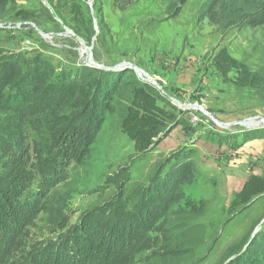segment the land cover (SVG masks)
<instances>
[{
    "label": "rangeland",
    "instance_id": "374dc122",
    "mask_svg": "<svg viewBox=\"0 0 264 264\" xmlns=\"http://www.w3.org/2000/svg\"><path fill=\"white\" fill-rule=\"evenodd\" d=\"M177 2L139 0L120 9L115 0H0V64L12 55L38 56L42 78L49 82L90 63H129L137 69L122 70L124 82L110 99L83 164L54 174V167H65L61 155L48 152L50 138L24 133L30 154L41 157L51 172L31 175L22 197L27 215L8 221L19 229L32 214L35 219L19 229L16 239L27 245L9 264L72 263L73 255L58 262L45 247L67 245L70 229L97 207L112 201L114 210H130L163 163L164 173L185 162L195 166L193 184L184 183L174 203L177 215L188 214L169 221L193 226L195 236L181 241L193 248L171 264H229L236 257L227 254L234 243L264 230V25L220 31L200 18L204 0H187L170 18ZM223 55L219 70L215 63ZM232 63L238 68L224 74ZM9 113L0 108L1 115ZM121 170L131 176L123 192L108 182ZM28 206L42 212L35 217ZM158 234L150 237L163 251L166 239ZM38 247L41 256L35 254ZM162 263L147 250L134 264Z\"/></svg>",
    "mask_w": 264,
    "mask_h": 264
},
{
    "label": "trees",
    "instance_id": "16d2710c",
    "mask_svg": "<svg viewBox=\"0 0 264 264\" xmlns=\"http://www.w3.org/2000/svg\"><path fill=\"white\" fill-rule=\"evenodd\" d=\"M138 1L115 0V5L126 9ZM186 1L178 0L170 18L179 14ZM203 6L200 18H208L220 31L264 25V0H204ZM2 16L0 7V19ZM225 57L216 60L219 70L220 60ZM38 60V56L26 58L17 54L0 64V108L10 112L9 115L0 114L4 121L0 128V264H9L8 259L27 245L16 238H19V229L34 224V215L29 221L24 220L19 229L14 224L9 225L8 221H20L18 216L22 218V214L26 217L28 210L24 209L26 202L22 197L32 181L31 175L46 176L51 172L42 167L41 157L30 154L28 144L21 140L25 139L24 133L29 136L31 132H43L50 138L52 149L48 152L61 155L60 164L65 167L59 170L54 167L53 171L62 175V170L66 171L73 163L83 164L91 156L109 101L119 93L124 82V71L112 72L91 66H84L77 72L64 70L62 77L49 82L42 78ZM233 68L238 67L227 64L223 73L228 74ZM7 88L9 93L5 91ZM39 117L43 120L36 121ZM44 151L43 146L39 153ZM165 164L159 166L149 186L139 191L130 210H114L112 201L106 208L97 207L70 229L67 245L54 248L49 243L46 251L53 250L58 262L68 258V254L73 255L69 264H77L76 257L78 264H134L147 250H152L153 258H163L166 264L187 256L192 252L193 243L188 245L181 241L193 238L196 230L191 228L193 226L169 224V221L173 216L188 214L181 211L183 213L177 215L180 210L174 209V203L182 185L193 184L195 166L185 162L164 173ZM120 172L111 175L108 182L123 192L131 176L127 174L129 171ZM28 209H35V217L42 212L37 206H28ZM152 232H158L159 239L161 236L166 239L163 251L152 243ZM252 233L250 231L229 248L227 254L236 255L229 264H264V230L254 236ZM41 249H34L35 254H44L40 253Z\"/></svg>",
    "mask_w": 264,
    "mask_h": 264
},
{
    "label": "water",
    "instance_id": "95a60500",
    "mask_svg": "<svg viewBox=\"0 0 264 264\" xmlns=\"http://www.w3.org/2000/svg\"><path fill=\"white\" fill-rule=\"evenodd\" d=\"M88 49H89V47H87ZM89 62V61H88ZM90 63V62H89ZM91 64V66H93V67H96V68H99V69H103V70H107V71H112V70H124V69H136L132 64H129V63H121V64H118V65H116V66H114V67H112V66H105V65H101V64H97V63H90ZM137 70V69H136ZM139 71H141V70H139ZM146 81H150L149 79H145ZM150 82H152V83H154L155 85H157V86H159L156 82H153V81H150ZM168 96V95H167ZM168 97H170V96H168ZM170 98H172V97H170ZM177 104H179L180 106H181V103L179 102V101H177L176 99H174V98H172ZM185 107H190V106H185ZM200 108H202V106H199ZM215 120H216V122H218V120L216 119V118H214ZM220 123H222V122H220ZM252 236H254V235H252Z\"/></svg>",
    "mask_w": 264,
    "mask_h": 264
},
{
    "label": "bare ground",
    "instance_id": "6f19581e",
    "mask_svg": "<svg viewBox=\"0 0 264 264\" xmlns=\"http://www.w3.org/2000/svg\"><path fill=\"white\" fill-rule=\"evenodd\" d=\"M82 45L86 48V50L89 52V49L87 48V46L82 42ZM181 105H183V104H181ZM185 106H187V105H185ZM253 122H249V125L250 124H252Z\"/></svg>",
    "mask_w": 264,
    "mask_h": 264
}]
</instances>
